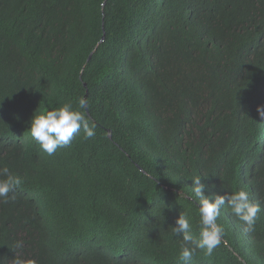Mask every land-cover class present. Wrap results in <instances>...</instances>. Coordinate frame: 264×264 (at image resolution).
<instances>
[{"label": "trees", "instance_id": "obj_1", "mask_svg": "<svg viewBox=\"0 0 264 264\" xmlns=\"http://www.w3.org/2000/svg\"><path fill=\"white\" fill-rule=\"evenodd\" d=\"M80 97L96 135L48 155L35 113ZM262 105L264 0H0V169L23 178L0 198V264H185L194 176L262 211L245 232L225 204L221 244L187 264H264Z\"/></svg>", "mask_w": 264, "mask_h": 264}, {"label": "clouds", "instance_id": "obj_2", "mask_svg": "<svg viewBox=\"0 0 264 264\" xmlns=\"http://www.w3.org/2000/svg\"><path fill=\"white\" fill-rule=\"evenodd\" d=\"M89 108V101L85 97H80L78 108H74L72 103L68 102L59 107H51V110L43 114L36 112L30 127L32 138L48 155H53L58 148L69 146L74 135L81 129L84 132V139L93 138L96 135V124L87 115ZM257 112L261 118H264V105L258 106ZM191 180L200 216L199 237L194 238L191 234L190 218L186 212H181L176 225L172 227L176 236L182 234L179 258L185 264L192 259L197 250H203L205 255L211 256L221 244L224 228L217 220L225 204L231 209L232 215L243 223L245 232L255 230L258 214L262 211L260 204L253 202L250 193L243 188L230 194L215 195L213 199L205 195V185L201 176H194ZM22 183L23 178L12 173L9 168L0 169V198L5 202L9 199L14 200L15 196L10 197L9 194L14 193ZM22 246V242L18 241L16 247ZM15 264H25V262L16 259ZM28 264H35V261H29Z\"/></svg>", "mask_w": 264, "mask_h": 264}, {"label": "water", "instance_id": "obj_3", "mask_svg": "<svg viewBox=\"0 0 264 264\" xmlns=\"http://www.w3.org/2000/svg\"><path fill=\"white\" fill-rule=\"evenodd\" d=\"M105 38V37H104ZM104 38H103V40H104Z\"/></svg>", "mask_w": 264, "mask_h": 264}]
</instances>
